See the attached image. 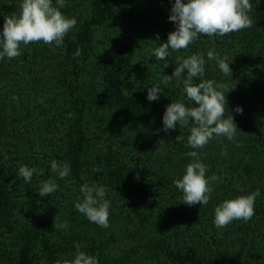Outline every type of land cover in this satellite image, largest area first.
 <instances>
[{
  "label": "trees",
  "instance_id": "1",
  "mask_svg": "<svg viewBox=\"0 0 264 264\" xmlns=\"http://www.w3.org/2000/svg\"><path fill=\"white\" fill-rule=\"evenodd\" d=\"M158 1L164 14L150 24L158 32L161 44L167 39L168 26L173 24L168 19L172 0ZM68 3H72L71 7L84 4L83 0H68ZM252 4L255 8L249 13L251 27L212 36L209 40L212 50L230 62L232 73L224 75L214 61L208 77L218 81L222 74L225 88H232L226 93L227 107L238 128L235 143L214 136L203 149L197 150L208 166L207 175L219 177L212 184L207 205L188 206L181 202L182 193H177L173 184L192 159L187 153L193 149L185 146L187 128L177 126L165 132L162 117L157 114L159 122L146 121L150 126L148 137L142 134L130 140L125 135L128 143L119 136L111 140L100 136L96 140L99 146L94 138H89L90 127L86 121L89 101L78 98L82 90L78 68L91 49L89 27L103 24L111 14L104 0H94L95 15L82 21V10H63L77 20L64 37V57L51 56L48 45L42 42L40 55L31 43L21 44V56L0 60V139L6 141L5 145L0 144V156L4 157L0 162V264H55L58 254H74L76 243L82 250L83 242L71 241L67 231L73 232L77 226L87 224L88 220L80 219L86 216L74 207L84 182L106 186V198L111 201L110 210L115 219L113 227L126 233L135 232L138 238H149L156 249L152 257L135 254L123 264H264V0H252ZM18 11L15 5L0 8V28L5 16ZM130 41L121 37L112 42V61H103L107 75L114 73L118 79L122 78L119 64L127 60L124 49ZM169 52L168 66L160 76L149 79L152 85H160L163 105L179 99L190 103L178 81L173 80L167 86L161 84L162 77L171 75L176 66V56L170 49ZM139 76L136 74L130 79ZM107 89L140 107L105 80L104 90ZM34 96L41 101L40 107L35 105ZM237 105L242 106V114L235 113ZM33 108L35 116L48 115L50 122L45 118L48 122L45 124L37 116L31 126L28 115ZM70 108L77 116L68 114ZM55 111L64 115L58 118ZM56 117L59 122H55ZM51 126L53 132L48 136L46 130ZM31 133L33 140L29 142ZM180 133L185 140L176 143L175 137ZM160 139H164L163 143ZM53 159L67 162L71 173L65 181L56 178L59 184L56 193L41 197L37 192L40 183L55 178L50 168ZM21 164L42 172L34 174L30 184L25 183L16 175ZM255 185L261 195L255 201L251 219L234 220L228 227L216 228L213 205L242 194L241 189L245 194L254 191ZM64 222L68 224L67 229L54 228V224ZM217 242L221 243L215 247ZM246 245L248 249L243 254L240 250Z\"/></svg>",
  "mask_w": 264,
  "mask_h": 264
},
{
  "label": "clouds",
  "instance_id": "2",
  "mask_svg": "<svg viewBox=\"0 0 264 264\" xmlns=\"http://www.w3.org/2000/svg\"><path fill=\"white\" fill-rule=\"evenodd\" d=\"M67 0H19V11L4 17L0 28V60L12 59L22 55L21 44L43 42L59 47L66 34L72 30L77 20L67 16L62 9ZM252 5L250 0H172L168 19L175 28L168 33L164 43L151 50L148 58L164 61L163 69L168 66L167 57L172 51L187 50L200 35L224 36L251 27L253 21L249 15ZM159 34L155 40L159 41ZM79 54V52H77ZM207 61H215L224 75L232 73L227 57H222L214 50L207 51ZM138 61H133L132 64ZM176 66L171 75H164L161 84L167 86L176 80L183 85L185 99L171 100L162 114V129L165 132L175 130L177 126L188 129L186 147L193 149L187 155L191 157L184 166L182 174L173 180L174 186L182 193L181 202L188 206L207 205L213 191L212 184L219 177L208 176V166L202 162L201 153L213 137H224L236 142L237 125L232 112L228 110L225 85L213 79H204L206 59L203 53L175 57ZM186 73V75H184ZM199 78V82H196ZM162 89L160 85L147 88V100L158 101ZM235 113L242 114V106L237 105ZM227 112V115H226ZM164 139L159 142L163 143ZM180 133L176 143L184 142ZM225 154L226 153H222ZM50 168L55 178L40 183L39 196H51L59 189L56 178L66 180L71 167L67 162L53 159ZM42 170L21 164L16 175L30 184L34 174ZM239 187V186H238ZM80 197L74 202L75 209L86 216L90 222L100 227H109V209L111 201L107 199V189L103 184L84 182L80 185ZM225 198L214 207L213 224L224 228L234 220L247 221L254 215L256 198L261 195L259 189ZM67 222L54 224L55 229H67ZM75 253L58 254L55 264H99L98 258L81 250V245H74Z\"/></svg>",
  "mask_w": 264,
  "mask_h": 264
},
{
  "label": "rangeland",
  "instance_id": "3",
  "mask_svg": "<svg viewBox=\"0 0 264 264\" xmlns=\"http://www.w3.org/2000/svg\"><path fill=\"white\" fill-rule=\"evenodd\" d=\"M104 1L110 6L111 14L108 15L106 21L103 24L89 27V30L91 31L90 35L92 37L91 49L88 56L84 60L80 61L78 68L80 85L82 87V90H80L79 93L80 97L78 98L89 101L87 104L89 112L86 119L88 126L90 127L88 136L89 138H94L93 141L97 142L98 146L100 144L96 140L100 136L109 137L110 140L112 137L115 138V136H119L124 140L123 142H128L124 138L125 135H128L130 140L131 138H134L135 136H141L142 134L148 137L150 135V126L148 125V122H159L158 117L155 115L158 114L162 117V114L165 110V105H163L161 97L158 101H149L146 98L147 88L152 86V81H150L151 79L149 78L160 76L159 74L163 71L162 66L164 61H156L154 57L148 58L151 54V50L160 45L159 41H153L155 40L154 33L157 31H154V29L151 28V22L153 19L155 21L161 14H164L162 11L163 8L161 7L158 0ZM92 2H94V0H83L84 4L82 6L76 7L74 5V7H71L72 3H68L67 0V6L64 9H73L72 12L74 9L77 11L82 10L83 14L80 16V21H82L89 16L95 15L94 8H92ZM250 3L252 5L250 13H252L255 7L252 4V0H250ZM14 5L19 7V0H0V8L2 9L11 8ZM64 9H62V11ZM174 28V23L170 24L168 26L169 32L173 31ZM121 37H124L125 41L126 38H129L131 41L124 49L126 54L125 56L127 58L126 62L121 61L120 63V61H117L120 63L119 71L122 75V78L119 76L118 79L117 75L114 73H109L108 75L105 73L107 68L105 67V63L103 61H106V59L107 61H112V42L117 40V38L121 39ZM209 40V36L200 35V38L197 39L193 44L189 45L187 50H170L176 57L194 54L196 51H198V53H203L206 59V72L205 77L203 78L209 79L211 78L208 77L209 74H211V65L214 62L207 61V51L212 50ZM31 45L37 47L36 53L40 55L42 51V41L33 42ZM47 49L48 53L53 57H64V44L60 45L59 47L48 45ZM133 61L138 62L132 64ZM58 64L60 63L58 62ZM136 74H140L139 78L130 79V77ZM105 80L112 82L115 87L121 89L124 95L130 97L134 103L140 107L129 103L127 100L117 97L115 95V90V92L108 89L104 90ZM217 82H221L225 85L226 81L224 80L222 74ZM88 94H90V97L87 96ZM37 97L38 96H34V103L36 106L40 107L42 103L39 101V99H37ZM67 106L68 102L65 103V107ZM76 108L78 109L79 106L77 105ZM34 109L35 108H33V110H31V114L28 115L31 126L38 118L44 121L45 124L48 123L45 118H47V120L50 122L51 117L48 115L35 116L37 113H33ZM147 112H150V114L154 115L150 117ZM55 113L57 114V117L60 118L63 112L60 113L55 111ZM68 114L70 116H77V114H75L71 108L69 109ZM37 116L39 117L37 118ZM57 117L55 118V122L58 121ZM148 119L150 120L146 122ZM52 132L51 126L47 128L46 135L49 136ZM35 137H38V135ZM32 140L33 135L31 133L29 136V142ZM0 144L1 146L5 145L6 141L0 139ZM3 160L4 157L2 155L0 156V162ZM6 160L10 159H5V161ZM87 161L91 165L94 164L90 159H87ZM251 182L256 184L254 180ZM256 186L257 185L253 186V188L256 189ZM176 192L180 193L178 189ZM175 194V191H173L172 197L174 196L175 198ZM214 207L215 205H213V209ZM80 219L88 220H84L87 222V224L77 226L73 232L67 231V236L71 241L80 239L84 244L82 250L89 254H94L98 258L99 264H123V261L129 257L132 258V255L144 254L152 257L151 253L153 251L156 252V249L149 238H138L135 232L130 233L127 231L128 233H126L124 230H118L117 228L113 227L112 222L115 219L113 218L112 210L110 209L108 228L100 227L97 224L90 222L88 218L83 216ZM228 225L226 227H228ZM220 243L221 242H217L214 246L217 247ZM247 249L248 248L246 245L242 247L240 251L244 254L245 250ZM212 250L213 249L209 251Z\"/></svg>",
  "mask_w": 264,
  "mask_h": 264
}]
</instances>
